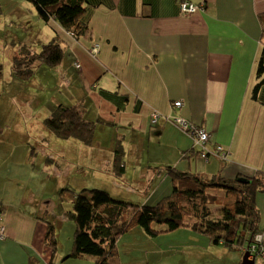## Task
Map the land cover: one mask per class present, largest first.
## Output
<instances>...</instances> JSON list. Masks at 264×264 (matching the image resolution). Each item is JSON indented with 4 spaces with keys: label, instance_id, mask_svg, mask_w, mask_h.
<instances>
[{
    "label": "crops",
    "instance_id": "1",
    "mask_svg": "<svg viewBox=\"0 0 264 264\" xmlns=\"http://www.w3.org/2000/svg\"><path fill=\"white\" fill-rule=\"evenodd\" d=\"M188 1L202 3V9L185 15L179 0H93L89 37L75 39L55 23L45 24L47 41L57 37L63 49L56 67L38 62L31 78L21 80L11 73L12 61L7 68L0 62V220L5 229L0 264H91L84 258L63 262L54 257L51 262L44 242L47 224L41 219H47V209H57L56 223L64 224L58 228L63 252L70 250L74 232L59 199L65 174L75 173L67 170L73 156L65 151L72 150L62 144L82 142L50 135L44 127L59 105L85 104L84 117L95 122L93 145L86 146L101 145L108 155L104 166L91 165L89 170L97 177L108 172L110 178L100 182L113 195L128 183L145 199L132 197L156 204L171 189L167 166L192 174L220 171L226 179L264 173V106L251 97L264 0ZM40 74L54 81L52 98L39 92L47 84L37 82ZM257 97L264 99V85ZM177 120L207 132L206 157ZM99 129L104 131L101 137ZM50 141L60 144L55 150L62 165L49 177L48 158L41 152H52L44 146ZM217 147L226 152L224 158L217 156ZM117 157L124 166L120 174L113 163ZM76 159L87 164L79 155ZM78 175L74 185L80 184ZM256 205L264 237V191L257 194ZM199 257L198 252L193 255Z\"/></svg>",
    "mask_w": 264,
    "mask_h": 264
},
{
    "label": "trees",
    "instance_id": "2",
    "mask_svg": "<svg viewBox=\"0 0 264 264\" xmlns=\"http://www.w3.org/2000/svg\"><path fill=\"white\" fill-rule=\"evenodd\" d=\"M26 1L32 4L36 16L45 24L55 23L75 39L90 36L88 9L96 7L93 0ZM261 25V51L251 97L264 106V99L257 97L259 88L264 85L263 20ZM20 54L12 58L11 73L18 79L27 80L34 74L38 62L49 68L56 67L63 57V49L57 37H54L42 44L38 53H30L26 49L25 55ZM84 107L85 104L71 107L59 105L43 125L60 138H74L92 146L95 122L84 117ZM205 144L196 145L202 157L208 154ZM113 163L116 172L124 171V166L118 164V157ZM164 171L170 177V192L151 205L125 201L106 189L82 188L75 191L65 184L59 192V199L70 204L66 218L72 222L74 232L70 250L63 252L59 229L55 226L57 223L46 217L41 219L47 224L44 242L51 251L50 261L54 257L63 262L84 258L91 264H122L118 238L135 228H141L150 237L181 229L201 234L207 236L213 246L237 252L241 257L248 252L254 258V264H264V237L256 205L257 194L264 191L262 171H257L251 178L238 175L233 179L222 177L220 171L211 175L192 174L169 166L164 167ZM153 225L162 229L156 230ZM0 226L4 228L1 220Z\"/></svg>",
    "mask_w": 264,
    "mask_h": 264
},
{
    "label": "rangeland",
    "instance_id": "3",
    "mask_svg": "<svg viewBox=\"0 0 264 264\" xmlns=\"http://www.w3.org/2000/svg\"><path fill=\"white\" fill-rule=\"evenodd\" d=\"M43 28L47 29L45 22L36 16L30 2H27L26 0H0V62L1 65H3L2 68L9 67L14 55L20 53L21 56L25 55L26 49L31 53L39 52L42 44L47 42ZM36 80L41 86H43L44 81H47V84H44L43 86L44 90L39 92L41 94L44 92L52 98L54 96L52 88H55V86L54 81L51 80L49 75L43 78L40 74ZM38 83V87H36L37 89L40 88ZM19 128L20 127H18V130ZM42 131L43 128L40 131H35L34 134H40ZM100 131L101 137L104 131ZM45 132L47 133V131ZM46 133H44V135L48 136ZM50 133V135H54L52 132ZM96 134H98V132ZM59 145L60 144L56 145L50 141L48 144H44V146L47 148L49 147L50 149L53 148L52 152H41L48 158L49 168L46 170L49 173V177L55 176V169L62 165V155L55 150ZM62 147L70 148L72 150L65 151V154H68L70 157L73 156L69 161L70 164H68L67 170L75 172L73 174H65L66 187L72 190L75 189V191L80 190L83 185L82 188L105 189V186H103L100 181L106 180L109 177L108 172L105 174L99 173L100 176L97 177L96 171L92 169L89 170L91 165L104 166V161L108 160L107 152L99 149L101 148V145H98V149H95L89 148V146H86L85 144H79L77 141L76 143L73 141L71 143L66 142L62 144ZM84 147L88 149L86 154L90 153V156L83 153ZM17 152H20V147H18ZM77 155L80 156L82 162H86L87 164L81 163L77 160ZM100 162L103 163L101 164ZM118 164L122 165V162L118 161ZM99 169V171L102 170L101 168ZM103 170L106 171V169ZM76 173L79 174V185H74L73 182ZM118 174H120V172H118ZM69 179H71V183ZM49 180L52 184V179ZM126 184L128 183L123 184V192L117 191L113 196H119L118 198L125 201L143 204L132 196L137 194L145 199L143 196L144 194L140 191L137 192L131 190ZM133 186L136 187L134 184L131 187ZM63 205L65 212L64 215H67V210H70V204L69 202H63ZM54 210L56 211L55 213H52L51 209L49 210L47 220H51V222L55 224L57 218L54 214L56 215L58 211L57 209ZM58 210L60 211V208H58ZM60 224L62 223L55 225L57 230ZM62 226H64V224H62ZM153 228L156 230L162 229V227L158 225H153ZM193 234L194 233L186 232V230L181 229L168 233L162 232L156 237H150L147 236L141 228H135L131 232L123 235V237L121 236L118 238L117 242H119L120 261L122 264L133 262L134 259H136L134 264H233L240 260L241 264L242 258L239 256V253L229 251L222 247L213 246L207 236L201 234L193 236ZM60 235L61 238H63L62 232ZM196 252L200 253L199 259L193 258V255ZM248 258L250 259L251 256L249 255ZM54 264H60V262L57 261L54 262Z\"/></svg>",
    "mask_w": 264,
    "mask_h": 264
},
{
    "label": "built area",
    "instance_id": "4",
    "mask_svg": "<svg viewBox=\"0 0 264 264\" xmlns=\"http://www.w3.org/2000/svg\"><path fill=\"white\" fill-rule=\"evenodd\" d=\"M202 6H203L202 3H193L188 0H179L180 11L182 14L185 15L192 14L197 10L202 9ZM96 51H97V46H94L93 52ZM180 104L181 103L179 101L174 102L175 106H180ZM154 116L156 118V115ZM177 124L180 127V129L183 130V132H185L186 134L190 135L193 138L195 145L203 146L204 143L207 142L208 134L202 127L195 125L193 123H188L185 120H177ZM216 151L218 156H220L221 158L225 157L226 152L222 148L217 147ZM202 155L204 154L202 153ZM3 236H4V228L0 226V239H3ZM262 255L264 256V251Z\"/></svg>",
    "mask_w": 264,
    "mask_h": 264
},
{
    "label": "water",
    "instance_id": "5",
    "mask_svg": "<svg viewBox=\"0 0 264 264\" xmlns=\"http://www.w3.org/2000/svg\"><path fill=\"white\" fill-rule=\"evenodd\" d=\"M249 255L250 254L248 252L244 253V255L242 256L241 264H254L255 263L254 258L252 259L248 258Z\"/></svg>",
    "mask_w": 264,
    "mask_h": 264
},
{
    "label": "clouds",
    "instance_id": "6",
    "mask_svg": "<svg viewBox=\"0 0 264 264\" xmlns=\"http://www.w3.org/2000/svg\"><path fill=\"white\" fill-rule=\"evenodd\" d=\"M253 257H251L250 259H252Z\"/></svg>",
    "mask_w": 264,
    "mask_h": 264
}]
</instances>
